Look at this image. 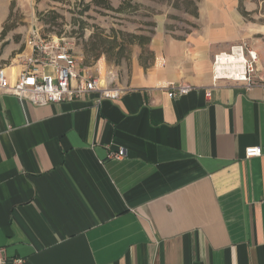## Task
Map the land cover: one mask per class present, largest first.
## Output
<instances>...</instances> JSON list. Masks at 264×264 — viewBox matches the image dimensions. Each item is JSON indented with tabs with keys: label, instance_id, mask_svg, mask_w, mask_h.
<instances>
[{
	"label": "crops",
	"instance_id": "0c3cea01",
	"mask_svg": "<svg viewBox=\"0 0 264 264\" xmlns=\"http://www.w3.org/2000/svg\"><path fill=\"white\" fill-rule=\"evenodd\" d=\"M238 3L196 0L186 31L157 13L146 53L86 66L117 99L0 95V264H264V82L212 83Z\"/></svg>",
	"mask_w": 264,
	"mask_h": 264
},
{
	"label": "rangeland",
	"instance_id": "374dc122",
	"mask_svg": "<svg viewBox=\"0 0 264 264\" xmlns=\"http://www.w3.org/2000/svg\"><path fill=\"white\" fill-rule=\"evenodd\" d=\"M90 1L0 0V68L12 72L20 69L25 38L35 27L44 36L57 34L70 38L81 66H93L96 62L93 55L98 52L99 58L118 65L130 58L135 46L139 45L141 51L144 47L139 43L129 44L127 34L150 36L154 16L167 10L177 30H189L193 24L186 17L194 16L192 11L196 6V0H131L129 5L126 0H109L113 7H121L120 11L95 4L85 9ZM238 2L244 34L233 45L242 44L258 53L253 73L264 82V0ZM112 37H115V46L123 45L122 52L117 53V48L108 49L105 41ZM118 58L120 62L115 64Z\"/></svg>",
	"mask_w": 264,
	"mask_h": 264
},
{
	"label": "built area",
	"instance_id": "2783aa9c",
	"mask_svg": "<svg viewBox=\"0 0 264 264\" xmlns=\"http://www.w3.org/2000/svg\"><path fill=\"white\" fill-rule=\"evenodd\" d=\"M73 44L72 40L65 35L44 36L38 28H31L24 41L23 62L15 73V78L7 75L5 68H0V95L8 92L35 105L72 100L91 93H97V104L102 99L119 98L125 89L118 85L117 72L110 69L100 76L96 71L92 72L90 68L81 66ZM240 46L245 55V72L238 78L217 76L215 64L220 53L215 54L212 66L213 85L221 79L244 82L246 87L263 82L253 73V65L256 64L258 53L251 48H244L242 44ZM232 48L233 45L229 50L231 51ZM192 88L188 84L170 83L167 96H183ZM206 95H209L208 91ZM244 151L247 156H258L261 150L258 147L249 146ZM110 156L121 158L125 156V151L121 148L112 152ZM20 261L19 258H15L13 263L19 264Z\"/></svg>",
	"mask_w": 264,
	"mask_h": 264
},
{
	"label": "bare ground",
	"instance_id": "6f19581e",
	"mask_svg": "<svg viewBox=\"0 0 264 264\" xmlns=\"http://www.w3.org/2000/svg\"><path fill=\"white\" fill-rule=\"evenodd\" d=\"M245 55L242 46L233 45L231 51L221 52L215 64L216 74L221 78H238L245 72Z\"/></svg>",
	"mask_w": 264,
	"mask_h": 264
},
{
	"label": "trees",
	"instance_id": "16d2710c",
	"mask_svg": "<svg viewBox=\"0 0 264 264\" xmlns=\"http://www.w3.org/2000/svg\"><path fill=\"white\" fill-rule=\"evenodd\" d=\"M191 4H193L191 1H189ZM126 3L131 4V0H126ZM97 5V6H101L105 9H110V10H114V11H120L121 7L115 8L112 6V4L110 3L109 0H91L90 3L86 4L85 9L90 8L91 5ZM134 6H137L136 4ZM240 6V5H239ZM193 15L196 16L197 15V10H196V6L194 7V10L192 11ZM243 12V10H242ZM5 34V31L2 32V35ZM129 36V40L127 41L129 44L130 43H139L141 46L143 47L142 52L146 51V47L145 44H147L149 42L150 36H143V35H135V34H127ZM108 45V49H113V48H117V53H120L123 51V45H119L118 47L115 46V37L109 38L108 40L105 41ZM105 50L104 52H107L109 50ZM100 53H94L93 57L94 59H98L99 58ZM141 58V57H140ZM120 62L119 58L115 61V64H118Z\"/></svg>",
	"mask_w": 264,
	"mask_h": 264
}]
</instances>
